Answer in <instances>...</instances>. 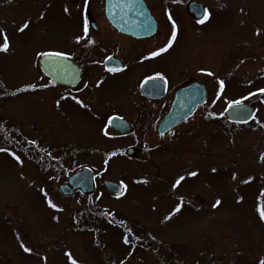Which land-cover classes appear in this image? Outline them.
I'll return each instance as SVG.
<instances>
[{"label": "rangeland", "instance_id": "1", "mask_svg": "<svg viewBox=\"0 0 264 264\" xmlns=\"http://www.w3.org/2000/svg\"><path fill=\"white\" fill-rule=\"evenodd\" d=\"M197 1L209 21L190 30L186 58L228 53L225 62H215L214 120L192 121L174 135L182 144L177 157L155 150L150 159L139 154L107 166L111 153L127 143L108 134L104 109L88 105L90 93L79 104L56 89L32 90L45 85L40 53L68 56L81 47L86 0H0V45L5 38L8 43L0 51V129L6 135L0 148L7 149L0 152V264L264 262V152H255L264 146V0ZM91 7L103 11L101 0ZM244 100L255 110L253 122H226V106ZM99 137L103 145L91 142ZM72 139L87 142L78 162L66 161ZM34 140L67 167L90 165L98 176L93 198L99 197V210H92L114 214L126 230L88 210L75 213L74 200L55 201L63 208L55 210L44 193L58 191L64 181L53 180V171L42 174ZM103 179L123 186V193L108 194Z\"/></svg>", "mask_w": 264, "mask_h": 264}, {"label": "flooded vegetation", "instance_id": "2", "mask_svg": "<svg viewBox=\"0 0 264 264\" xmlns=\"http://www.w3.org/2000/svg\"><path fill=\"white\" fill-rule=\"evenodd\" d=\"M91 1L86 0L88 32L84 34L82 43L78 44L81 47H77L71 55H63L65 59L72 62L67 68L70 80L76 79L80 72L79 81L74 86L59 84L52 81L40 70L45 85H34L33 88L31 87L33 92L43 93L49 89H56L63 93L62 96L67 101L79 104L82 103L83 95L90 93L88 105L98 112H100L101 107L104 109L103 116L108 120V134L114 140H125L124 142L127 143L117 147L118 150L111 153L109 159L106 160L107 166L112 159L133 158L139 154L143 157L147 155L150 159L155 150H160L165 156L173 152L176 157L179 156L181 154L179 148H182V144H180L179 139L175 141L173 136L192 121L204 120L208 122L214 120V89L217 76L215 62H225L228 55L225 53L218 58L214 54L208 53L200 61L196 58L199 54L193 58H186L185 46L193 38H191L192 31L190 30L208 23V10L203 3L197 0L184 2L181 0H142L151 16L150 22L153 26L151 24L148 26L146 23L144 26L147 30L146 33L128 34L118 30L110 21L106 13V0H101L103 11L99 14L91 9ZM192 2L203 5L205 12L202 18H197L191 12L190 4ZM206 16L207 18H205ZM140 19L144 20L145 18L140 17ZM201 20L204 22L201 23ZM173 24L176 26L175 29ZM153 27L154 31L149 32L152 31ZM174 31L176 35L175 39L172 40ZM170 41L171 47H168L167 51L160 52L155 57L152 56L153 52H159ZM109 57L112 59L109 60ZM208 73H212V75H208ZM159 76H163L164 80H160ZM194 87L198 88V93L204 90L205 103L199 106L194 115L186 122L162 134L160 132L161 123L171 112L178 93H188ZM218 87L221 89L220 82ZM102 88H108L110 91L102 93ZM192 97L188 96V100H193ZM241 103L251 104L245 100ZM114 117L128 121L129 129L126 133L121 134L110 128V120ZM253 120L247 124L232 125L248 126ZM261 131L264 134V123L261 124ZM0 135L5 137V131L0 129ZM37 139L39 138L37 137ZM91 142L96 145L100 142L103 143L100 137ZM140 144L143 145V151L138 147ZM30 146L38 155L40 153L41 160L45 164L42 174H49L53 171V180L62 178L64 181L57 185L58 191L44 193L47 196L45 198L56 206L54 207L55 210L60 212L63 209L55 201L74 200L77 205V208L74 209L75 213L82 212L83 214L84 210H88L93 213V216L105 219L108 224L126 230L124 221L118 220L114 214L112 216L105 212L103 214L96 212L99 210V197L93 198L96 190L92 194L75 191L71 195H66L60 190L62 184H66L73 175L85 168L93 172L97 189L98 176L90 165L80 166L74 163V166L67 167L66 164H63L64 160H56L55 157H52L49 149H45V146L38 140H34ZM86 147L87 142L84 140H69L66 161L78 162ZM130 149L134 152L129 156L128 151ZM257 149L255 150L256 153L264 152V146ZM106 180L103 179L102 183ZM95 206H97L96 211L92 210Z\"/></svg>", "mask_w": 264, "mask_h": 264}, {"label": "water", "instance_id": "3", "mask_svg": "<svg viewBox=\"0 0 264 264\" xmlns=\"http://www.w3.org/2000/svg\"><path fill=\"white\" fill-rule=\"evenodd\" d=\"M191 12L202 18L204 9L201 4L192 2L190 4ZM106 13L110 18L112 24L120 31L128 34H143L147 30L144 28L150 22L151 16L145 7L142 0H106ZM140 17H144L141 20ZM141 25L143 26L141 28ZM154 27L152 28L153 32ZM69 60L65 57H48L41 56L39 64L44 75L51 78L52 81L63 85H76L79 81V74L76 79L70 80L67 73V68L70 66ZM55 66V67H54ZM201 87V86H200ZM203 89V88H202ZM198 88H191L188 92L178 93L173 108L166 119L161 123L160 132H165L173 129L174 127L184 123L191 118L196 112L197 108L203 105L206 101L204 90L198 93ZM188 96H193V100H188ZM225 117L231 123L246 124L254 118V111L250 105L247 104H234L226 108L224 112ZM110 127L116 132L124 134L129 129V124L126 120L114 117L110 120ZM133 150H129L128 154H133ZM95 181L92 172L89 169H82L73 175L68 183L60 186L61 191L66 195H71L75 191H81L85 194H92L95 191ZM104 186L106 190L112 194H120L123 187L112 181H105Z\"/></svg>", "mask_w": 264, "mask_h": 264}, {"label": "snow or ice", "instance_id": "4", "mask_svg": "<svg viewBox=\"0 0 264 264\" xmlns=\"http://www.w3.org/2000/svg\"><path fill=\"white\" fill-rule=\"evenodd\" d=\"M205 18H207V16L205 17ZM204 21L203 20H201V23H203ZM24 27L26 28L27 27V24H25L24 25ZM175 24H173V28L175 29ZM23 29H21V31H22ZM84 32H85V34H87V32H88V20H87V17H85V20H84ZM175 35H176V33H175V31L173 32V34H172V40H174L175 39ZM168 47H171V41L167 44V46L166 47H164V48H161L160 50H159V52H153L152 53V56L153 57H155V56H157V55H159L160 54V52H164V51H167V48ZM7 49H8V43H7V40H6V38L3 40V42H2V45H0V51H7ZM40 55L41 56H48V57H60V56H63L64 55V53H61V52H43V53H40ZM109 60H111L112 58L111 57H109L108 58ZM110 71L112 70V69H109ZM208 75H212V73H208ZM160 80H164V77L163 76H159L158 77ZM220 86H221V89L223 88V81H220ZM261 92H264V89H261ZM79 102V101H78ZM234 103H236V104H240L241 103V101H235ZM4 151H7V149H4V148H0V152H4ZM13 155H15V154H13ZM18 161H19V157L17 156V157H15ZM190 175L191 176H196L197 175V173L196 172H192V173H190ZM184 179V177H180V180H183ZM180 180H178L176 183H177V185L180 183ZM49 203L51 204V201H49ZM219 203H220V201L218 200L217 202H216V205H219ZM216 205H214V206H216ZM52 207H56L55 205H52ZM180 209L179 208H177L176 209V211H179ZM260 215H261V219H264V208H262L261 209V212H260ZM125 243H128V240H127V238H125ZM24 250L26 251V252H28V251H30V249H28V248H24ZM73 264H75V261H73ZM262 264H264V262H262Z\"/></svg>", "mask_w": 264, "mask_h": 264}, {"label": "trees", "instance_id": "5", "mask_svg": "<svg viewBox=\"0 0 264 264\" xmlns=\"http://www.w3.org/2000/svg\"><path fill=\"white\" fill-rule=\"evenodd\" d=\"M14 95H16L15 93H13Z\"/></svg>", "mask_w": 264, "mask_h": 264}]
</instances>
